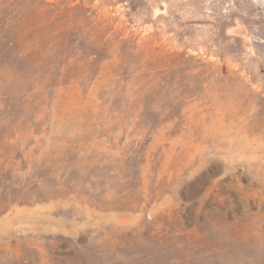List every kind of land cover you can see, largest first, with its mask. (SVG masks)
Instances as JSON below:
<instances>
[{"label":"rangeland","instance_id":"rangeland-1","mask_svg":"<svg viewBox=\"0 0 264 264\" xmlns=\"http://www.w3.org/2000/svg\"><path fill=\"white\" fill-rule=\"evenodd\" d=\"M59 16L0 27V264H264V0H0Z\"/></svg>","mask_w":264,"mask_h":264},{"label":"trees","instance_id":"trees-1","mask_svg":"<svg viewBox=\"0 0 264 264\" xmlns=\"http://www.w3.org/2000/svg\"><path fill=\"white\" fill-rule=\"evenodd\" d=\"M6 9H9L10 11H16V9H19V4L17 1H14L12 4H9ZM82 18V23L88 20L87 17ZM28 19H30L32 22L30 36L35 34L37 35L39 32L43 31L46 35L44 38H47L51 41L52 47L55 46V44L52 42H54L58 37H67L68 35L75 33L79 30V26L81 24L76 21V17H46L47 23L43 28H41L38 26L39 22L34 19V17H0V27L3 29H8L12 26H15L21 30V26ZM8 35L9 33L0 35V42L3 43V45H6V48L10 49L13 46H20L23 44V41H19L17 37L11 38L8 37Z\"/></svg>","mask_w":264,"mask_h":264}]
</instances>
